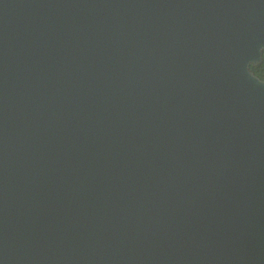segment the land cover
<instances>
[{
  "label": "water",
  "instance_id": "1",
  "mask_svg": "<svg viewBox=\"0 0 264 264\" xmlns=\"http://www.w3.org/2000/svg\"><path fill=\"white\" fill-rule=\"evenodd\" d=\"M264 0H0V264H264Z\"/></svg>",
  "mask_w": 264,
  "mask_h": 264
},
{
  "label": "flooded vegetation",
  "instance_id": "2",
  "mask_svg": "<svg viewBox=\"0 0 264 264\" xmlns=\"http://www.w3.org/2000/svg\"><path fill=\"white\" fill-rule=\"evenodd\" d=\"M250 71L260 80H264V51L261 53V59L255 65H249Z\"/></svg>",
  "mask_w": 264,
  "mask_h": 264
}]
</instances>
